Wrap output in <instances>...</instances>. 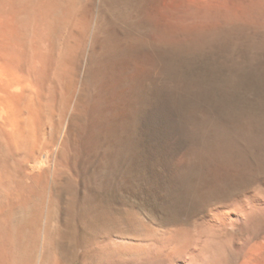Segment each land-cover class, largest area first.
Returning a JSON list of instances; mask_svg holds the SVG:
<instances>
[{
  "label": "bare ground",
  "instance_id": "6f19581e",
  "mask_svg": "<svg viewBox=\"0 0 264 264\" xmlns=\"http://www.w3.org/2000/svg\"><path fill=\"white\" fill-rule=\"evenodd\" d=\"M161 7V0H0V264L26 263L35 195L46 186V175L67 166L80 145L119 158L114 167L125 184L138 167L153 188L164 190L162 202L170 208L188 201L174 198L177 189H189L190 200L204 206L237 186L232 172L209 173L208 135L215 119L196 114L182 85L165 72L166 51L146 39ZM58 25L65 33L54 50ZM177 94L183 95L180 103ZM193 122L207 127L195 137L203 147L196 151ZM222 205L214 223L241 222L240 209ZM139 235L94 240L89 251L97 264H163L168 256L193 264L182 258L186 246L174 245L179 230Z\"/></svg>",
  "mask_w": 264,
  "mask_h": 264
},
{
  "label": "rangeland",
  "instance_id": "374dc122",
  "mask_svg": "<svg viewBox=\"0 0 264 264\" xmlns=\"http://www.w3.org/2000/svg\"><path fill=\"white\" fill-rule=\"evenodd\" d=\"M161 1L146 39L166 51L165 72L182 85L196 114L215 119L208 135L209 173L220 177L223 171L232 172L238 175L237 186L204 206L190 200L189 189H177L171 192L174 198L188 201L170 208L162 202L164 190L153 188L138 167L125 184L115 170L119 158L103 148L95 154L80 145L67 166L46 175V186L35 195L36 223L24 264H95L89 251L94 240L151 235L162 227L181 232L174 245L186 246L182 258L193 264H264V0ZM56 28L54 50L65 33L62 25ZM89 53L94 64L97 58ZM82 71L86 78L88 69ZM182 96L177 94L179 103ZM196 124L189 125L195 151L203 148L195 137L207 131ZM133 132L132 126L131 140ZM221 203V210L240 209L241 222L214 223ZM168 258L166 264L179 262Z\"/></svg>",
  "mask_w": 264,
  "mask_h": 264
}]
</instances>
